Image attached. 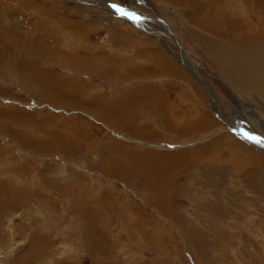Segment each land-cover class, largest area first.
Listing matches in <instances>:
<instances>
[{"label": "rangeland", "instance_id": "374dc122", "mask_svg": "<svg viewBox=\"0 0 264 264\" xmlns=\"http://www.w3.org/2000/svg\"><path fill=\"white\" fill-rule=\"evenodd\" d=\"M263 63L264 0H0V264H264Z\"/></svg>", "mask_w": 264, "mask_h": 264}, {"label": "bare ground", "instance_id": "6f19581e", "mask_svg": "<svg viewBox=\"0 0 264 264\" xmlns=\"http://www.w3.org/2000/svg\"><path fill=\"white\" fill-rule=\"evenodd\" d=\"M110 2H108V4H109ZM100 4V3H99ZM111 4V3H110ZM176 5V4H175ZM178 5V4H177ZM132 11H134V10H131V14H133L134 13V16H137L138 15V13H135V12H132ZM141 14V13H140ZM144 15H146V16H149V15H147V14H144ZM146 16H144V17H146ZM151 17V16H150ZM31 18V17H30ZM154 18V17H153ZM157 19H159L158 17H157ZM137 20L140 22V23H142V24H146V22L144 21L145 19L144 18H141V17H137ZM147 25V24H146ZM141 26V25H140ZM145 27V26H144ZM168 30V29H167ZM169 31V30H168ZM172 33V32H171ZM163 34V33H162ZM163 37V39H162V41L164 40V37L165 36H162ZM219 41V40H218ZM252 42V41H251ZM163 43L168 47V49L170 50L169 52H172L173 53V45L175 44V40L172 38V37H169V38H167V40L166 41H163ZM223 43V42H222ZM255 43V42H254ZM224 45V44H223ZM229 45V44H228ZM227 46V45H226ZM166 47V48H167ZM234 47V46H233ZM239 51H241V50H239ZM263 52V51H262ZM181 53L182 54H184L185 53V56L187 57V52L183 49V47H181ZM156 55H160L158 52L156 53ZM161 56V55H160ZM155 57V56H154ZM184 57V56H183ZM159 58V57H158ZM157 58V59H158ZM211 58V57H210ZM190 59L192 60V57H190ZM217 59H218V57H217ZM184 60V59H183ZM219 60V59H218ZM217 60V61H218ZM157 63H159L158 61H157ZM237 65V64H236ZM263 65H264V63H263ZM163 66H164V64H163ZM219 66H221V65H219ZM167 68H169L168 66H166ZM218 67V66H217ZM171 69H173V67H170ZM191 68V67H190ZM238 68V67H237ZM163 69V68H162ZM239 69V68H238ZM164 71V70H163ZM221 71V70H220ZM201 80H202V82L205 84V82H204V80L201 78ZM187 82V81H186ZM201 82V83H202ZM264 85V84H263ZM206 86L208 87V85L206 84ZM209 87L211 88V86L209 85ZM259 88H261V86L259 87ZM259 88H256L257 90H255L259 95H263L262 97H264V93L263 92H261L260 91V89ZM261 90H263V87H262V89ZM264 91V90H263ZM211 92V91H210ZM212 94H214L213 92H211ZM215 96H217V95H215L214 94V99L216 100V97ZM182 99V98H181ZM264 99V98H263ZM216 103H217V100H216ZM168 108V107H167ZM93 110V109H92ZM171 110H172V114H173V116L174 117H177V115L178 116H182V118L183 119H185V121L184 122H187V118H185L182 114V112H178L177 111V109L175 108V106L173 105L172 106V108H171ZM204 112H200V114H203ZM104 118V117H103ZM172 119V118H171ZM202 119L204 120H202V124H201V121H199L198 120V123H199V126L201 127L202 125H203V123H204V125L205 126H210L208 123H207V120L205 119V117L203 118L202 117ZM172 121V120H171ZM195 122V121H194ZM161 123V122H160ZM171 123V122H170ZM196 123V122H195ZM166 124V123H165ZM172 124V123H171ZM197 124V123H196ZM183 125H185V124H183ZM168 126V125H167ZM187 126V125H186ZM189 126V125H188ZM195 126V125H194ZM193 127V126H192ZM197 127V126H196ZM166 128V127H165ZM199 128V127H198ZM197 129V128H196ZM210 136V135H209ZM204 143V142H203ZM194 151V150H193ZM196 151V150H195ZM192 153L193 152H191V155H192ZM233 153H235V152H233ZM166 154V153H165ZM194 154V153H193ZM234 155V154H233ZM232 155V156H233ZM168 156H170V155H168ZM168 156H160L159 157V162H160V159H165V157H167V159L169 158L170 159V157H168ZM236 156V155H235ZM172 158V157H171ZM181 158H182V156H181ZM150 160V159H149ZM154 160V159H153ZM172 160V159H171ZM171 160H169V161H171ZM233 162V161H232ZM162 163V162H161ZM165 163V162H164ZM172 163V162H171ZM160 163H158V165H159ZM166 164V163H165ZM164 164V165H165ZM158 165H156L157 167H159ZM162 165V164H161ZM150 166V165H149ZM172 166V165H171ZM240 167H241V165H240ZM239 167V168H240ZM160 168H162V167H160ZM170 168V167H169ZM149 170V169H148ZM162 170H164V169H162ZM250 171V170H249ZM249 171H247L246 172V174L245 175H247V174H249L250 172ZM162 173V175H163V171H161ZM208 172V171H207ZM153 174V173H152ZM166 174V173H165ZM164 174V175H165ZM161 175V176H162ZM152 177V176H151ZM242 178V177H241ZM158 179V178H157ZM248 181V180H247ZM149 184V183H148ZM251 184V183H250ZM151 188V187H150ZM170 194V193H169ZM8 222V221H7Z\"/></svg>", "mask_w": 264, "mask_h": 264}, {"label": "snow or ice", "instance_id": "6c2138e0", "mask_svg": "<svg viewBox=\"0 0 264 264\" xmlns=\"http://www.w3.org/2000/svg\"><path fill=\"white\" fill-rule=\"evenodd\" d=\"M113 7H117L116 5H113ZM118 11H120L121 12V14L122 15H128V13L125 11V10H123V9H117ZM134 15V14H133ZM257 142L259 143V142H261L260 140H257Z\"/></svg>", "mask_w": 264, "mask_h": 264}, {"label": "water", "instance_id": "95a60500", "mask_svg": "<svg viewBox=\"0 0 264 264\" xmlns=\"http://www.w3.org/2000/svg\"><path fill=\"white\" fill-rule=\"evenodd\" d=\"M117 16L123 17L124 15H122L121 13H118Z\"/></svg>", "mask_w": 264, "mask_h": 264}]
</instances>
